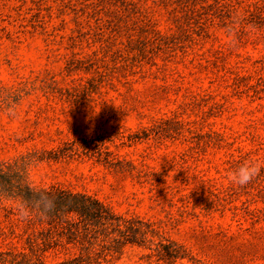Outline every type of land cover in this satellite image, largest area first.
<instances>
[{
    "label": "rangeland",
    "instance_id": "1",
    "mask_svg": "<svg viewBox=\"0 0 264 264\" xmlns=\"http://www.w3.org/2000/svg\"><path fill=\"white\" fill-rule=\"evenodd\" d=\"M0 163L136 216L111 264H264V0H0Z\"/></svg>",
    "mask_w": 264,
    "mask_h": 264
},
{
    "label": "trees",
    "instance_id": "2",
    "mask_svg": "<svg viewBox=\"0 0 264 264\" xmlns=\"http://www.w3.org/2000/svg\"><path fill=\"white\" fill-rule=\"evenodd\" d=\"M38 191L54 198L55 208L44 219L19 220L17 202L31 203ZM0 198L14 202L6 207L14 222L0 264H111L144 233L136 216L116 212L94 194L32 184L24 163H0Z\"/></svg>",
    "mask_w": 264,
    "mask_h": 264
},
{
    "label": "clouds",
    "instance_id": "3",
    "mask_svg": "<svg viewBox=\"0 0 264 264\" xmlns=\"http://www.w3.org/2000/svg\"><path fill=\"white\" fill-rule=\"evenodd\" d=\"M256 171L257 169L253 162H244L230 174V181L236 186H245L256 175ZM35 195L37 198L31 203L23 200L17 202L16 212L19 220L27 221L33 217L44 219L55 208L54 198L43 191H38Z\"/></svg>",
    "mask_w": 264,
    "mask_h": 264
}]
</instances>
